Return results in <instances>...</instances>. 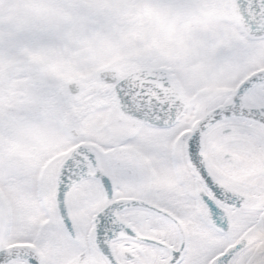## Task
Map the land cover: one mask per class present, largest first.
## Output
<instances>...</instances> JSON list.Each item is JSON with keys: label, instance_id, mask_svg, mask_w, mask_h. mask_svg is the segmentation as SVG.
I'll use <instances>...</instances> for the list:
<instances>
[{"label": "snow or ice", "instance_id": "6c2138e0", "mask_svg": "<svg viewBox=\"0 0 264 264\" xmlns=\"http://www.w3.org/2000/svg\"><path fill=\"white\" fill-rule=\"evenodd\" d=\"M0 264H264V0H0Z\"/></svg>", "mask_w": 264, "mask_h": 264}]
</instances>
